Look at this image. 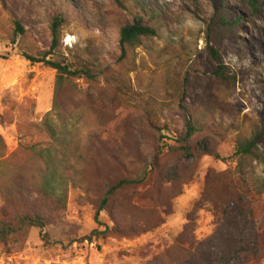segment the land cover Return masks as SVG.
Returning a JSON list of instances; mask_svg holds the SVG:
<instances>
[{
    "label": "rangeland",
    "instance_id": "rangeland-1",
    "mask_svg": "<svg viewBox=\"0 0 264 264\" xmlns=\"http://www.w3.org/2000/svg\"><path fill=\"white\" fill-rule=\"evenodd\" d=\"M79 1L52 54L90 76L57 87L56 71L22 55L42 59L50 53L58 0H0V135L6 148L0 227L40 216L57 243L46 246L32 229L0 243V264H201L186 261L183 241L214 238L216 256L232 251L229 236L236 237L239 226L245 235L264 230V194L255 188L264 186V158L253 164L255 182L244 211L235 205L216 212L210 200L212 176L236 169L231 157L237 137L264 134V20L243 22L235 38L222 42L226 72L236 78L222 82L205 41L211 0ZM136 18L157 36L123 55L120 30ZM194 120L204 129L182 144L187 122ZM47 123L70 145L69 161L53 153L58 191L66 190L62 203L39 190L44 163L32 147L50 141ZM186 149L192 156L183 154ZM259 149L264 155V143ZM133 178L145 180L117 191L98 220L126 236L70 245L103 230L95 221L101 199L112 185ZM224 211L230 214L218 223ZM249 212L252 229L246 218H235ZM186 224L191 230L180 238ZM249 260L242 256L235 264H264Z\"/></svg>",
    "mask_w": 264,
    "mask_h": 264
},
{
    "label": "trees",
    "instance_id": "trees-1",
    "mask_svg": "<svg viewBox=\"0 0 264 264\" xmlns=\"http://www.w3.org/2000/svg\"><path fill=\"white\" fill-rule=\"evenodd\" d=\"M213 5V15L206 25L205 41L207 50L212 60L217 64V68L214 71V76L222 82H229L236 80L234 76L227 74L221 51L220 45L225 39H233L235 35L240 33L243 22L253 23V20H264V0H211ZM79 0H58L56 5L59 6L60 12L56 13L52 20L51 34H52V47L50 53L42 58L38 59L30 55L24 54L22 58L31 64H44L46 67L56 71V86H63L64 82L74 78H84L90 76L87 71L75 68L74 65L69 63L64 57H54L52 54L58 46L60 33L62 26L66 23L68 13L74 11L75 7H78ZM16 30L23 34L25 32L24 27L20 22L15 21ZM157 33L154 27L145 23L143 19L136 18L133 23L123 26L120 30V47L123 55L128 50H134L142 45L143 39L156 37ZM53 56L48 59V57ZM264 56V53L262 54ZM64 58V59H62ZM261 66L264 68V57L261 60ZM46 126V122H45ZM47 132L49 134L50 141L44 144H36L32 147L34 153H38L39 157L44 163V169L40 172L41 182L39 190L41 194L50 199H56L59 203H62L65 199L66 190L58 191V179H57V166L54 163L55 158H62V161H69V157L66 158L65 153H70V145L66 142L64 137H58L56 132L47 123ZM204 124L198 121H188L187 131L183 135L182 144H187L196 134L203 131ZM264 143V134L256 133L251 138H245L242 136L237 137L235 141V151L231 158L237 160V166L235 171H224L218 175H213L212 185L214 186L213 194L210 195L211 202L214 203L213 208L218 212L221 208L231 209L232 206H238L241 211L245 210L243 204L248 198L251 186L255 182V174L253 170L254 163H262L263 154L260 153L259 146ZM187 148V147H186ZM5 144L0 135V161L5 158ZM171 151L179 150L169 147ZM188 153H183L188 156H192L189 149H186ZM60 153H63L60 154ZM211 156L210 154H207ZM219 161L225 164V159H221L219 156H215ZM64 180L68 179L66 174H61ZM145 178L142 179H124L118 183L112 185L105 193L104 197L100 201V205L95 214L96 223L103 227V230H93L89 235L84 236L76 241H71L70 245L88 244L93 245L95 242L101 240L107 235H113L117 237H125L126 235L119 229L111 228L110 226L100 223L99 217L105 212L110 204V201L116 192L135 185H142ZM259 182V181H258ZM253 188V187H252ZM258 194H264V186L258 184ZM198 207V204H196ZM243 209V210H242ZM230 212L224 211V218L218 219V223L227 220ZM235 218L247 220L246 226L251 229L254 227V217L252 212H249L248 217H243L242 214L235 215ZM188 221L189 216H188ZM241 224H244L242 222ZM32 229H38L41 241L46 246H52L57 243H53L49 233L47 232V222L40 216H24L20 218L16 223L7 222L0 227V243L8 244L9 241L16 237H21L27 234ZM191 230L189 224L184 227L183 234H188ZM236 237L229 236V240L233 243L227 242L228 237L225 238V243L228 249L227 252L220 251L218 255H214L212 250L215 246L214 238H209L208 241L196 243L194 237L189 241L183 243L188 244L187 248H182V254L187 256L186 261H198L201 264H235L237 259L246 256L250 258L248 262L260 263L264 259V230L260 233L253 232V234L245 235V228L239 226L235 229ZM232 237V238H231ZM61 244V243H58ZM260 251V254H257Z\"/></svg>",
    "mask_w": 264,
    "mask_h": 264
}]
</instances>
